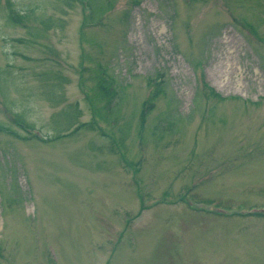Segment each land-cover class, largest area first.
Masks as SVG:
<instances>
[{"label": "rangeland", "instance_id": "obj_1", "mask_svg": "<svg viewBox=\"0 0 264 264\" xmlns=\"http://www.w3.org/2000/svg\"><path fill=\"white\" fill-rule=\"evenodd\" d=\"M0 264H264V0H0Z\"/></svg>", "mask_w": 264, "mask_h": 264}]
</instances>
